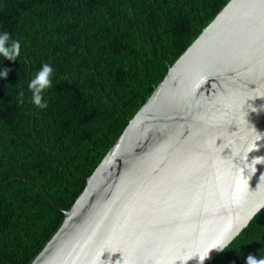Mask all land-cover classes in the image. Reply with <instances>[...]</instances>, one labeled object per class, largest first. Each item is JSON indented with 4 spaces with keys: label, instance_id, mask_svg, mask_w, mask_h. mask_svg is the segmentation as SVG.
<instances>
[{
    "label": "water",
    "instance_id": "water-1",
    "mask_svg": "<svg viewBox=\"0 0 264 264\" xmlns=\"http://www.w3.org/2000/svg\"><path fill=\"white\" fill-rule=\"evenodd\" d=\"M258 208L264 0H229L130 118L31 264H173L209 253L206 264Z\"/></svg>",
    "mask_w": 264,
    "mask_h": 264
},
{
    "label": "trees",
    "instance_id": "trees-1",
    "mask_svg": "<svg viewBox=\"0 0 264 264\" xmlns=\"http://www.w3.org/2000/svg\"><path fill=\"white\" fill-rule=\"evenodd\" d=\"M229 0H0V264H31L169 67ZM55 73L46 108L30 80ZM21 100L23 102H21ZM264 258V208L213 261Z\"/></svg>",
    "mask_w": 264,
    "mask_h": 264
},
{
    "label": "clouds",
    "instance_id": "clouds-1",
    "mask_svg": "<svg viewBox=\"0 0 264 264\" xmlns=\"http://www.w3.org/2000/svg\"><path fill=\"white\" fill-rule=\"evenodd\" d=\"M20 52L21 43L19 40L13 39L11 34L7 31L0 33V55H3L4 58L15 61L17 60V57L20 56ZM8 71L9 69L7 68L0 71V78H6ZM54 73V67L49 63H44L29 82V88L32 91V102L38 108L43 109L47 107V101L44 99L43 93L45 89L51 86ZM21 102L23 101L21 100ZM256 211L259 212L260 209L258 208ZM228 243H230V240L225 239L216 245L215 248L223 250L227 247ZM208 256L209 253H196L191 256L178 257L173 264H177V261H179L180 264H187V262L193 258H198L199 264H203ZM247 264H264V258H257L256 256L249 254L247 257Z\"/></svg>",
    "mask_w": 264,
    "mask_h": 264
},
{
    "label": "bare ground",
    "instance_id": "bare-ground-1",
    "mask_svg": "<svg viewBox=\"0 0 264 264\" xmlns=\"http://www.w3.org/2000/svg\"><path fill=\"white\" fill-rule=\"evenodd\" d=\"M223 250H224V249H223ZM223 250H222V251H223ZM222 251H221V252H222ZM221 252H220V253H221ZM212 261H213V260H212ZM210 262H211V261H210ZM206 264H207V263H206Z\"/></svg>",
    "mask_w": 264,
    "mask_h": 264
}]
</instances>
